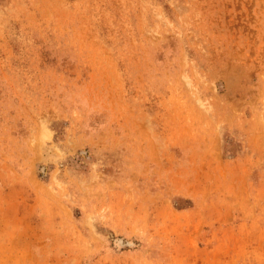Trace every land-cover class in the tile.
I'll use <instances>...</instances> for the list:
<instances>
[{
  "label": "rangeland",
  "instance_id": "obj_1",
  "mask_svg": "<svg viewBox=\"0 0 264 264\" xmlns=\"http://www.w3.org/2000/svg\"><path fill=\"white\" fill-rule=\"evenodd\" d=\"M0 264H264V0H0Z\"/></svg>",
  "mask_w": 264,
  "mask_h": 264
}]
</instances>
